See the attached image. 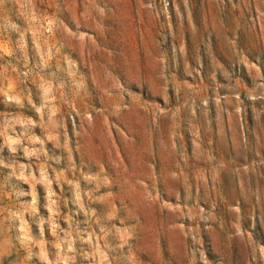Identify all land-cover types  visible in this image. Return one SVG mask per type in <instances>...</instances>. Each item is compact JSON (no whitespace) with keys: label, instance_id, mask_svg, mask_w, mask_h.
I'll return each mask as SVG.
<instances>
[{"label":"rangeland","instance_id":"1","mask_svg":"<svg viewBox=\"0 0 264 264\" xmlns=\"http://www.w3.org/2000/svg\"><path fill=\"white\" fill-rule=\"evenodd\" d=\"M0 264H264V0H0Z\"/></svg>","mask_w":264,"mask_h":264}]
</instances>
